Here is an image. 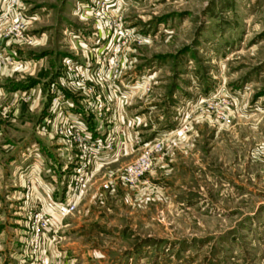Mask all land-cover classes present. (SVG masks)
<instances>
[{
    "label": "rangeland",
    "instance_id": "obj_1",
    "mask_svg": "<svg viewBox=\"0 0 264 264\" xmlns=\"http://www.w3.org/2000/svg\"><path fill=\"white\" fill-rule=\"evenodd\" d=\"M18 13L33 18L21 35L0 29V208L24 216L6 219L0 264H264V0H20ZM69 114L103 138L90 160ZM34 135L60 167L72 157L58 203L84 177L40 245L27 212H56L34 198L45 164L22 150L24 186L20 163L4 165Z\"/></svg>",
    "mask_w": 264,
    "mask_h": 264
},
{
    "label": "crops",
    "instance_id": "obj_2",
    "mask_svg": "<svg viewBox=\"0 0 264 264\" xmlns=\"http://www.w3.org/2000/svg\"><path fill=\"white\" fill-rule=\"evenodd\" d=\"M10 54L13 57H17L18 59L20 58V57H18L17 52L14 49H11ZM66 106L68 107V109H71V108H74V109L76 108V110L78 109L77 103H75V102H70V103L67 102ZM74 114L78 115L77 113H74ZM81 117H82V115L81 116H75V117L73 115L72 116L70 115V118H72L71 121H74L75 124H78V126L80 125L81 128L82 127L87 128L86 124L84 123L85 122L84 119L82 121ZM97 127H98V125L96 126V128L94 126L95 129H97ZM51 145H52V143L49 141V139L44 138V140H43V138H41L40 136L34 135L33 139L28 140L26 142V144L21 147L20 153L18 152V154H13L12 156H9V158L6 159L5 164H4V165H7L9 167H12L13 164L19 162L18 158H19V156H21L19 154L24 153L22 150H26V149L29 152L34 153V157H36V159L38 158V161H40V162L42 161V163L45 164V165H43V167L40 170L37 169L38 167L33 170V171H35L34 173L36 175H38L39 178L37 179V181L40 184L39 187H35V191H36L35 195L36 196L34 198L37 199L41 203L43 210H48V211L53 210L55 208V206H57V204H59L58 202H60V200H63L65 198V196L68 195V190L66 189V187L63 188V183H64V179H65V175L63 173L68 170L67 169L69 167L68 163H70V161L72 159L69 152H62V154L59 155V157L61 158V160H59V162L62 161L63 165H61V167H60L59 166L60 164L58 165V163H57L58 160L55 159V157H53V155H51V156L55 159L54 161H52L53 158H48V154L49 155L52 154L51 150L53 148L51 147ZM61 149L62 148H58L59 151ZM126 151L127 150H125V152ZM19 163L20 164H18V168H19V170H22V172L20 174L21 178H20L19 185L24 186L28 181L23 180L22 174L24 173L23 171L25 169L26 170H29V169L24 164H23L24 166L21 165V162H19ZM100 164L101 163L98 162V165H100ZM0 166H1V164H0ZM60 168H61V170H60ZM42 171H45V173H44V177L46 175L45 178H47L48 176L51 177L50 183L46 182V180L43 179L44 178L43 174L42 175L40 174V173H42ZM29 176H30V174H27L24 177L26 179H29ZM62 188L64 190L63 191L64 192L63 197H62V194H60V192H59L60 189H62ZM18 192H20V194H23L22 190L18 191ZM16 215L24 216V213L22 211H19V210H17V212H16V210L13 211V210H6L5 208H0V247L3 246L2 244H4V242H5L3 235L6 233V231H8L7 227L9 228V226H6L8 224V223H6V219L10 216V217H13V218H11L12 220L18 221L19 218H17ZM18 217H20V216H18ZM13 229H14V231L8 232V233L15 235L17 229H16V227L15 228L13 227ZM19 229H18V231H19ZM18 231H17V233H19ZM17 239H18L17 236L13 237L12 243H9V244L11 246L17 245V241H18Z\"/></svg>",
    "mask_w": 264,
    "mask_h": 264
},
{
    "label": "built area",
    "instance_id": "obj_3",
    "mask_svg": "<svg viewBox=\"0 0 264 264\" xmlns=\"http://www.w3.org/2000/svg\"><path fill=\"white\" fill-rule=\"evenodd\" d=\"M20 0H0V29L8 22H12L11 32H16L17 35L22 34L23 26L26 21L30 22L33 18L25 17L19 15L18 13V3ZM124 35L123 33H121ZM29 41L33 42L34 37H29ZM68 129L69 134L67 136H72L75 142L78 143L80 152L82 153L80 157L88 158L89 160L96 156L98 150L103 148L104 141L102 137H94V135L88 131L77 128L75 123L71 120H68ZM66 136V135H65ZM150 166V159L148 156H143L138 162L129 166V173L132 175L133 179H137L140 175L143 174ZM77 178L74 189V194L70 199L65 202L59 203L56 207V212L52 213H43V212H27L28 218L30 219L29 230L32 233V242L35 245L41 244V239L43 238V233L51 227L56 217L64 219L67 215L72 213L76 208V202L73 200V195L77 196L79 191L80 184L84 181L81 168L77 169ZM79 176V177H78ZM28 190L30 189L27 186ZM30 194L27 192L26 199L29 200Z\"/></svg>",
    "mask_w": 264,
    "mask_h": 264
}]
</instances>
